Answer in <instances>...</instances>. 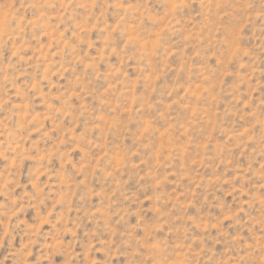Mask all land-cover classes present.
Returning a JSON list of instances; mask_svg holds the SVG:
<instances>
[{
    "label": "rangeland",
    "instance_id": "1",
    "mask_svg": "<svg viewBox=\"0 0 264 264\" xmlns=\"http://www.w3.org/2000/svg\"><path fill=\"white\" fill-rule=\"evenodd\" d=\"M0 264H264V0H0Z\"/></svg>",
    "mask_w": 264,
    "mask_h": 264
}]
</instances>
